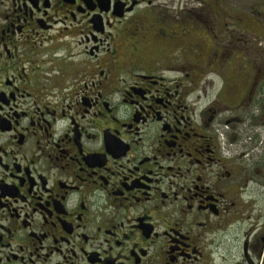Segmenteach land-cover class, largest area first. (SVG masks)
I'll return each mask as SVG.
<instances>
[{
  "label": "flooded vegetation",
  "instance_id": "1",
  "mask_svg": "<svg viewBox=\"0 0 264 264\" xmlns=\"http://www.w3.org/2000/svg\"><path fill=\"white\" fill-rule=\"evenodd\" d=\"M240 9L0 0V264H264V0Z\"/></svg>",
  "mask_w": 264,
  "mask_h": 264
},
{
  "label": "rangeland",
  "instance_id": "2",
  "mask_svg": "<svg viewBox=\"0 0 264 264\" xmlns=\"http://www.w3.org/2000/svg\"><path fill=\"white\" fill-rule=\"evenodd\" d=\"M251 1H253V0H251ZM233 2H234V8L236 10H241L240 7L243 4L244 0H233ZM261 19H262L261 21L264 22V16ZM235 26H236L235 27L236 40H237V37H244L245 39L252 38L251 41L254 40L255 38H258V36H257L258 32H256V30L253 29V28H251L250 26H248V27H243V26H239V25H235ZM239 41H242V40L235 41V47H234V51L236 53L235 54L236 55L235 57H237V56L238 57H241V53H242L241 52L242 51L241 49L242 48L244 49V47L245 48L247 47L246 46L247 44H245V43L242 44ZM253 44H255V47H256V50L258 51V53L257 52L256 53H251L250 52V55L253 58L250 57L249 54H247L248 56L246 58H243L242 61L246 63V62H251L254 59L256 62H258V64H260L261 61L263 60L262 59L263 57H261V56H264V49H262V48H264V43H261L260 49L257 47V43H253ZM217 86L218 87H216V88H214V89L211 90V91L215 92L216 94H218L219 91H220L219 90L220 89V84H217Z\"/></svg>",
  "mask_w": 264,
  "mask_h": 264
}]
</instances>
